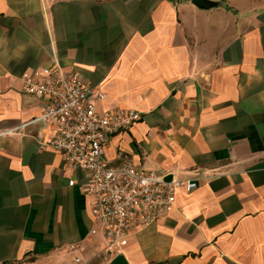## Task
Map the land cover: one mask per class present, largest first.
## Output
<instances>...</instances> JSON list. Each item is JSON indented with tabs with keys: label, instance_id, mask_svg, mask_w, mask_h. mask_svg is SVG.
<instances>
[{
	"label": "crops",
	"instance_id": "obj_1",
	"mask_svg": "<svg viewBox=\"0 0 264 264\" xmlns=\"http://www.w3.org/2000/svg\"><path fill=\"white\" fill-rule=\"evenodd\" d=\"M195 2L0 0V264L75 260L71 245L102 264H264V0ZM55 64L99 88V114H140L110 142L112 168L198 186L114 250L85 174L40 147L45 103L22 91Z\"/></svg>",
	"mask_w": 264,
	"mask_h": 264
},
{
	"label": "built area",
	"instance_id": "obj_2",
	"mask_svg": "<svg viewBox=\"0 0 264 264\" xmlns=\"http://www.w3.org/2000/svg\"><path fill=\"white\" fill-rule=\"evenodd\" d=\"M24 94L42 100L41 120L53 128L40 147L62 158L64 165L85 174V192L92 200V215L105 233V250L119 248L122 239L163 220L175 208L176 192L197 189L194 181H166L154 172L131 164L112 168L105 152L113 137L140 119L134 111L114 110L99 114L92 98L104 101L97 86L80 74L55 64L25 72ZM76 262L84 249L71 245Z\"/></svg>",
	"mask_w": 264,
	"mask_h": 264
},
{
	"label": "rangeland",
	"instance_id": "obj_3",
	"mask_svg": "<svg viewBox=\"0 0 264 264\" xmlns=\"http://www.w3.org/2000/svg\"><path fill=\"white\" fill-rule=\"evenodd\" d=\"M102 250V249H101ZM101 254L105 251H99ZM8 264H102V258L100 255L95 256L92 259H86L85 255L81 257V263H77L76 259H68V255L65 253L59 254L55 257H39L32 256L21 261L11 262Z\"/></svg>",
	"mask_w": 264,
	"mask_h": 264
},
{
	"label": "water",
	"instance_id": "obj_4",
	"mask_svg": "<svg viewBox=\"0 0 264 264\" xmlns=\"http://www.w3.org/2000/svg\"><path fill=\"white\" fill-rule=\"evenodd\" d=\"M199 1H201V0H196V4H199L200 2ZM166 181H168V182H170L171 181V178H169V179H166Z\"/></svg>",
	"mask_w": 264,
	"mask_h": 264
}]
</instances>
